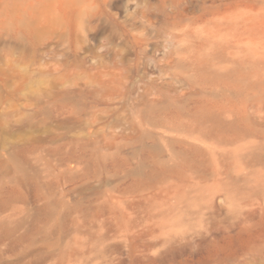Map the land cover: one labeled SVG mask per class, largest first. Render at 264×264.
Masks as SVG:
<instances>
[{
    "label": "rangeland",
    "instance_id": "rangeland-1",
    "mask_svg": "<svg viewBox=\"0 0 264 264\" xmlns=\"http://www.w3.org/2000/svg\"><path fill=\"white\" fill-rule=\"evenodd\" d=\"M0 264H264V0H0Z\"/></svg>",
    "mask_w": 264,
    "mask_h": 264
}]
</instances>
